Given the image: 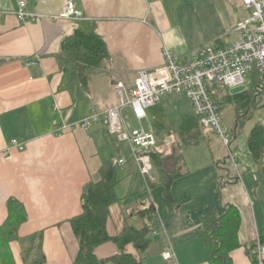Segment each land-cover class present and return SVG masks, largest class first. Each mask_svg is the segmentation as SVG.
Returning <instances> with one entry per match:
<instances>
[{"label":"crops","instance_id":"crops-1","mask_svg":"<svg viewBox=\"0 0 264 264\" xmlns=\"http://www.w3.org/2000/svg\"><path fill=\"white\" fill-rule=\"evenodd\" d=\"M19 1L0 0V225L8 215V199H19L28 214L20 236L25 239L42 232L45 264H74L79 241L70 219L82 212L84 186L99 179L103 163L126 157L124 165L117 163L120 200L109 207V235L116 236L128 224L143 225L138 212L150 204L157 215V230L149 248L139 253L130 244L127 252L143 259V264H168L163 252L169 249L177 264H210L200 232L212 210L222 212L233 204L241 213V247L232 252V258L235 264H252L246 246L264 238V187L260 182L264 172L247 141L238 143V133L233 147L240 152L238 172L212 132H202L198 143L187 145V153L180 145L176 148L169 135L163 137L167 143L156 149L170 159L162 167L176 169V154L181 152L182 172H186L173 182L169 200L163 187L156 185L159 175L155 165L145 177L128 144L117 142L102 124L89 132L79 127L58 135L54 123L56 117L61 123L77 121L92 110L117 104L121 96L128 97L141 69L154 70L164 64V47L188 59L208 43L236 41L237 24L248 15L242 1L74 0L83 15L67 19L57 18L67 0H25L27 10L39 15L27 22L18 20L15 13ZM77 28L94 29L109 52L101 65L86 73L76 68L65 71L56 56L62 40ZM118 82L125 87L122 95ZM173 96L151 106L142 124L157 119L161 109L171 103L185 106L183 119L194 115L188 99ZM125 113L130 125H138L129 108ZM13 139L25 149L10 148L7 154ZM26 245L11 241L16 264H32L33 255L27 263L23 259ZM118 252L112 240L95 249L101 260ZM258 264H264V256H258Z\"/></svg>","mask_w":264,"mask_h":264},{"label":"trees","instance_id":"trees-1","mask_svg":"<svg viewBox=\"0 0 264 264\" xmlns=\"http://www.w3.org/2000/svg\"><path fill=\"white\" fill-rule=\"evenodd\" d=\"M99 34L94 30L77 28L73 34L66 36L61 43V50L56 55L61 67L65 71L80 69L85 73L101 65L102 61L109 56L106 44ZM211 94L221 102V109L225 104L234 106L237 124L234 134L242 124L253 118L255 111L264 107V75L254 71L251 76L249 87L240 92L229 93L224 87L213 85L210 87ZM253 111V113H252ZM252 113V114H251ZM200 118L195 114L184 118L179 127V134L184 145L198 143L202 134ZM233 134V137H234ZM249 149L254 160L259 163L264 172V123H256L247 140ZM152 161L158 171L156 185L163 187V195L172 200L171 187L173 182L186 172L181 152L176 154L178 167L173 170L164 169V160L170 158L162 152L154 149L151 152ZM120 183L117 161H109L102 164L99 170V179L89 181L84 186L82 194V212L70 219L75 237L79 241V251L74 264H104L112 261L115 264H143V259H137L126 248L132 244L139 252L146 251L157 230V215L153 204L148 205L138 212L143 220V225L135 226L128 224L126 227L112 237L107 230V221L110 216V208L120 200L117 194V186ZM151 186L154 183L149 181ZM8 215L0 225V257L3 264H16L11 251V241L27 243L23 249V259L27 263L33 255L32 264H45L46 256L43 252V233L34 234L22 238L20 228L27 221L28 214L24 204L15 197L7 201ZM241 227V213L239 209L228 204L225 210H212L206 221L203 231L200 232L201 239L207 246L210 264H235L232 252L241 247L239 230ZM112 240L119 248V252L111 258L101 260L95 254V249L100 244ZM264 242V238H261ZM247 251L252 264H258L257 241L247 244Z\"/></svg>","mask_w":264,"mask_h":264},{"label":"built area","instance_id":"built-area-1","mask_svg":"<svg viewBox=\"0 0 264 264\" xmlns=\"http://www.w3.org/2000/svg\"><path fill=\"white\" fill-rule=\"evenodd\" d=\"M248 15L237 24L238 39L232 43L201 47L191 58L183 59L167 47L163 48L164 64L154 70H142L138 73L128 97L121 96L120 101L104 110H92L87 116L70 123L60 122L55 134L82 128L89 132L96 124H102L117 142L126 143L130 155L140 172L149 177L154 167L151 152L157 148V136L148 131L142 121L147 117V110L170 95H181L188 99L193 112L200 118L206 130L217 135L228 153L233 167L239 170V150L234 147L233 133L227 128L221 102L211 94L210 87L221 86L234 93L246 90L251 83L254 71L264 75V0H241ZM21 22L34 21L39 15L27 10L25 0H20L15 11ZM83 15L74 0H67L63 12L57 18L79 19ZM35 62L33 61L32 64ZM119 94L125 87L122 82L116 84ZM129 108L138 125L132 126L125 109ZM59 108L54 109L57 114ZM10 148L24 150L19 140L13 139L5 150ZM126 157H121L118 164L124 165ZM257 254L264 256V244L257 241ZM168 264H177L174 252H163Z\"/></svg>","mask_w":264,"mask_h":264},{"label":"rangeland","instance_id":"rangeland-1","mask_svg":"<svg viewBox=\"0 0 264 264\" xmlns=\"http://www.w3.org/2000/svg\"><path fill=\"white\" fill-rule=\"evenodd\" d=\"M241 90H243V89H241ZM241 90L238 89V90H235L234 92L238 93ZM228 92H229V90H228ZM229 93H232V92H229ZM173 97L177 98L179 96L174 95ZM262 103H264V100L262 101ZM184 107L180 103H177V104L171 103L165 109H161L162 112L157 119H151L149 124H145V122L143 123L145 128L148 131L153 132L157 136V138L159 140L158 141V147H162L167 143L166 139H163V137L169 135V137H171L173 139L174 143L176 142L175 143L176 148H178V146L180 145L179 147L184 148L183 149L184 153L188 152V149L190 147L183 144L182 140L180 139V135H179V125H180V123H182L181 121L184 117V111H185ZM257 108L258 109L255 111L253 118H250L249 120H247L244 124H242L240 126V128L238 130V135H239L238 143H240V144L245 143L248 140L249 134H250L253 126L258 122H264V107L259 108V106H258ZM222 111H223V116H224L226 126L231 131V133H233L235 131L234 129H235L236 124H237L236 123L237 122L236 115L238 113H236L234 106L231 104L223 105ZM252 113H253V111H252ZM201 127H202L201 131L203 133L208 132L209 135H211V132L213 133V131L206 130V128L203 127L202 125H201ZM223 147H224V145H223ZM163 154L166 155V152H163ZM168 156H170V155H168ZM169 159L170 158H168L167 160H164L163 164L168 162ZM261 175H263V174H261ZM260 179H261L260 182H262L263 187H264V178L262 176H260Z\"/></svg>","mask_w":264,"mask_h":264}]
</instances>
